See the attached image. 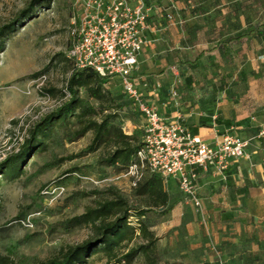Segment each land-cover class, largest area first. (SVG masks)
Wrapping results in <instances>:
<instances>
[{"label": "rangeland", "instance_id": "374dc122", "mask_svg": "<svg viewBox=\"0 0 264 264\" xmlns=\"http://www.w3.org/2000/svg\"><path fill=\"white\" fill-rule=\"evenodd\" d=\"M153 1L157 9L151 15L154 24L151 34L157 40L148 43L146 50L155 51V59H161L164 68L185 69H151L148 75L164 73L166 81L174 80L183 89L194 84L199 90L208 78L222 76L231 87L239 69H198L206 53L225 49L227 52L221 58L235 67H244L252 56L264 54V41L259 39L260 34L264 37V28H261L264 0ZM29 2L0 0V26L15 19ZM78 13L74 0H51L49 4L36 6L34 13L3 39L0 48V161L19 149L33 123L68 98L65 85L73 65L67 52L72 21ZM239 35L244 37L237 40ZM42 74L47 75V80L38 88L37 79ZM105 91L109 95L104 105L118 113L116 122L127 134L135 133L137 139L142 140L143 117L135 110L119 81L107 85ZM89 102L98 105L94 99ZM92 137L93 132L89 131L78 140L68 142L59 128L45 151L27 159L21 177L7 180L0 176L1 254L11 256L17 264H36L59 257L68 247L96 235L92 223L70 229L59 223L84 213L86 207L95 206L97 201L112 198L113 194L134 207H146V196L137 195L135 188L149 173L143 171L141 180L134 185V176L124 175L125 170L99 165L98 160L112 152V144L80 154ZM74 167L79 170L67 172ZM84 193L89 194L83 196ZM180 195L177 191L176 196ZM197 210L199 213L200 208ZM21 212L27 213L29 225L16 219ZM174 231L167 234L173 236ZM257 233L255 255L251 246L249 257L248 243L241 244L240 248L231 247L232 253H238L239 261L225 262L221 249L215 244L207 246L202 236H198L194 240L182 238L173 245L158 238L148 250V256L140 254L130 264H264V225L260 220ZM195 240L198 246L190 248ZM144 242L136 236L120 252ZM206 254L210 258L203 257ZM106 259V254L93 252L87 264H104Z\"/></svg>", "mask_w": 264, "mask_h": 264}, {"label": "crops", "instance_id": "0c3cea01", "mask_svg": "<svg viewBox=\"0 0 264 264\" xmlns=\"http://www.w3.org/2000/svg\"><path fill=\"white\" fill-rule=\"evenodd\" d=\"M154 12L152 9L148 17L151 24L148 32L150 42L157 40L151 34L154 25L151 15ZM259 39L264 41L262 34ZM146 46L138 55L133 78L148 103L168 119L173 118L176 111H181L188 128L209 144L218 142L226 132L245 137L250 143L246 155L232 159L223 173H217L214 169L199 172V213L180 192L175 181L170 180L166 187H169L172 208L164 215L158 209L147 211L143 216L145 225L159 240L163 238L165 243L171 245L182 241V238L194 240L202 236L207 246L215 244L221 249L225 262L240 260L238 253L236 255L230 251L232 246L240 248L241 244L248 243L249 257L251 246H254L252 251L255 255L258 220L264 225V54L256 58L252 56L244 67H235L221 58L227 52L225 49L208 51L198 69H239L236 81L230 87L222 76L208 78L201 90L194 84L183 89L177 83L180 101L176 106L168 92L175 81H166L164 73L157 76L146 73L151 69L185 68H164L165 63L155 59V51L146 50ZM177 191L180 196H176ZM172 229L175 230L174 237L171 233L167 234ZM196 246L198 243L195 240L190 248ZM206 256L210 258L209 254L203 255Z\"/></svg>", "mask_w": 264, "mask_h": 264}, {"label": "trees", "instance_id": "16d2710c", "mask_svg": "<svg viewBox=\"0 0 264 264\" xmlns=\"http://www.w3.org/2000/svg\"><path fill=\"white\" fill-rule=\"evenodd\" d=\"M50 1L30 0L15 19L0 26V48L3 39L12 33L23 19L32 15L36 6L49 4ZM145 1L152 9H157L153 0ZM261 26L264 28V23ZM243 37L239 35L237 40ZM117 81L112 77H103L91 68L72 69L65 85V95L68 98L33 123L28 131V137L19 149L0 161L1 178L15 180L21 177L25 173L24 164L27 159L45 151L48 141L59 128L63 130L68 142L76 141L92 131L93 137L90 143L81 150L80 154L93 152L103 144H112V152L99 159L98 164L114 167L119 171L126 170L134 162L142 140H138L135 133L127 134L123 131L116 122L118 113L104 105L109 95L105 87ZM89 99L96 100L98 105L91 104ZM71 125L75 127L71 129ZM192 133L195 134L194 131ZM77 170L79 168L74 167L67 172ZM135 193L146 196V207H134L121 196L113 194L112 198L97 201L95 206L86 207L84 213L59 223L65 229L83 223H92L96 235L92 239L68 247L59 257H52L36 264H87L93 252L106 254L107 259L104 264L122 262L130 264L140 254L148 256V250L158 237L148 225H145L143 216L151 209H159L161 215L167 214L173 204L169 203L170 194L166 185L155 174L139 182ZM88 194L84 193L83 196ZM26 217L27 213L21 212L16 219L22 220ZM136 236H140L145 242L129 248L124 253L120 252L121 248ZM0 264H17V262L11 256L0 253Z\"/></svg>", "mask_w": 264, "mask_h": 264}, {"label": "built area", "instance_id": "2783aa9c", "mask_svg": "<svg viewBox=\"0 0 264 264\" xmlns=\"http://www.w3.org/2000/svg\"><path fill=\"white\" fill-rule=\"evenodd\" d=\"M79 13L72 21L71 43L67 58L73 69L91 68L103 77L119 81L123 92L133 101L143 117L142 145L124 175L134 176V185L143 171L159 176L166 185L173 180L180 192L201 208L197 180L200 171L214 169L223 173L230 161L245 156L250 140L226 132L215 144L192 133L181 111L166 118L148 103L133 78L138 55L151 40L148 17L151 6L145 0H74ZM171 19V15L167 14ZM40 86L47 75L38 77ZM174 82L169 95L176 106L180 95ZM30 224V219L20 220Z\"/></svg>", "mask_w": 264, "mask_h": 264}]
</instances>
